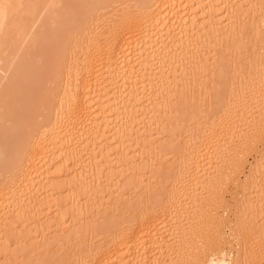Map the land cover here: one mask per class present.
<instances>
[{
	"label": "rangeland",
	"instance_id": "374dc122",
	"mask_svg": "<svg viewBox=\"0 0 264 264\" xmlns=\"http://www.w3.org/2000/svg\"><path fill=\"white\" fill-rule=\"evenodd\" d=\"M256 1L260 2L261 0ZM256 1L253 6L259 5L261 9H254L256 10V14L254 13L252 15H256L257 17L255 16V19L254 17L252 18L244 15L239 17L241 15L240 13L238 16L239 18L236 17L232 21L233 24H231L234 26L230 32L226 33V35L224 34V37L222 36L220 39L217 36L213 39L215 35L212 34L210 22L213 21V24L216 21H226V17H224L226 15V10H228V8L233 9L234 6H229L228 4L227 8L224 5L221 6L218 2L213 3L211 5L215 7V11L217 9L216 12L213 11L215 14L210 11L208 12V10L214 7L211 6V8L209 6L210 9L208 7L206 8V12L212 13L213 15L211 16V14L207 13L209 16H206V12H203L202 16H200L203 21L206 22L203 24L205 26L206 24L208 25V28L204 27L205 29L202 30L203 32L206 30V37H204L205 35L203 32H200L199 35L201 37L198 38L197 36L196 38L195 35L193 36L195 38L192 37V40L190 39V41H188L189 44H193V39L196 43H198L196 39H200L201 41L207 40L206 42L209 46L206 45L209 49L207 50L206 48V51H204V48L202 49L205 54L204 60L207 61H205L206 65L204 62L202 65L204 67L202 71H198L199 73L194 69L193 71H188L189 68L186 67L185 60H188L193 53L195 54L193 57L198 54L195 53L198 49L196 43L194 44L197 47L192 46V44L188 45L191 51L193 49L191 47L195 48V50L193 49L195 52L192 54L191 51L185 52L186 49L183 51L181 49L182 53H180V58L178 57V53L176 54V56L178 55L177 58L182 60H180L179 63L177 61L178 59H175L176 61L173 60L176 65L178 64V67L171 66L172 64L169 63V67L173 70L168 68L166 72L168 73V71H170V75L166 74V77L174 74L177 81L175 77L170 78L174 81L173 83L176 82L174 86L177 87H174L171 95H167V98L165 97L163 101L157 102L158 106L157 104L154 105L153 110H151L152 107L150 109L148 108V110H151L150 112L145 105H149L148 102H145L147 101L146 97V99L144 97V99H142V102H145V104H143V106L145 105L143 107L145 110L142 108L143 111H140L142 110L140 109L141 106L139 108H137L138 106L136 107L138 111L134 109V111H136L134 113L139 112V114H134V118L136 119L134 127H136V130H140V133L136 134L133 131L134 134H136L135 136H129V138H127V136L124 138L125 141L128 139V141H126L127 145L124 144V148L126 147L125 151L127 152L126 155H128L127 158L125 156L122 159L119 156V158H117V155H110L108 162L114 163L112 166L109 164L111 167L109 165L104 166L103 175L99 176L97 173V171L99 172L98 164L91 166V169H89V171L87 169L86 173L83 175L82 180L77 181L78 183L75 181L77 184L74 185L73 179L67 176L65 170L67 171L70 169L74 161H78V158H64V152V155L59 154L60 157L56 154V157L54 156V162L51 163L47 169H43L42 167L44 166L42 165L45 160L43 161L40 156V158L38 156V158L36 157L38 160L34 162L36 166L35 170H41L38 172L39 174L43 172L44 175V173H46L45 175H47L49 179L46 180V182H40L41 179L39 177L36 178V175L29 182V187L34 186L35 189L37 187V190H41L43 186H48L50 187L49 189L56 191L51 193L53 197H51V204L49 206L46 205L47 207L39 209L38 212L28 213L27 211L24 216L13 214L11 215L12 225L0 229V231H2L0 243L4 241L6 245L9 244L11 246V249L8 247L10 252L0 251V264H75V262H79L81 258L89 256V247L106 246L110 242L111 237H114L113 234H115L124 223L132 222V224H134L136 222L135 220L138 219L141 213L147 208L155 209L161 213V210L171 203V197L168 196L167 193L170 191L172 184L177 180L175 174L177 172L176 167L179 170L178 166L180 165V159L187 154L186 147L189 142L194 139V136H203V131L208 127V124L217 120H212V116H218V119H222L232 111L233 107H236L237 113L235 115L237 117L234 116L233 122L235 124L233 123V126L237 129L240 128L243 124V119L241 115H239V111L237 112V110L240 109L237 103L240 105L243 100L246 101V99L242 97H248L250 93L248 91L256 92L260 90L261 94L263 93L261 88H264L262 86L264 84L261 85L259 82L261 76L264 74V0L261 1L260 4L256 3ZM144 3L145 0H23L22 5H18V0L12 2L8 17L10 29L6 31L7 35L4 37L6 41L0 52V154L2 151H6L10 141L12 144L14 143L13 141H19L20 138L23 140L24 146L27 147L31 146L34 139V145H32L34 149H36L40 143L46 144L44 142H47L45 138L48 127L52 121L56 120V118H54V110L58 107L57 94L60 93L63 84L69 78V74L72 71L71 66L75 64L73 62L79 61L85 56L82 54L91 49L89 48L91 42L94 39L97 40V37L101 43L109 39L110 33L108 32L113 26H116L120 31H125V33L134 31L135 29H130L127 23L129 21L128 19L133 13L132 16H134ZM197 11L199 12V10ZM42 14L45 17L43 23L41 22ZM132 16L130 19L132 21L134 20L135 23L136 21L132 19ZM135 17L137 16H134V18ZM200 17H198V19L202 21ZM252 19H254V21ZM242 21L243 24L241 23ZM230 22L231 21H227L222 24L224 27H228V23ZM5 30L6 29H4V31ZM114 30L115 28H112V33ZM135 32L134 34H139L138 31ZM207 36L212 37L209 38ZM177 40H174L178 44L176 48L182 47V45L183 48H185L184 45H187L185 41H183L184 43H179ZM201 41L199 43H201ZM184 52L188 56L182 55L181 57V54ZM187 75H190V77H186ZM160 76L157 73L156 76H152L150 79L155 82V85H158L156 83H158L157 80H159ZM243 93L247 94L244 95ZM262 95H264V93ZM255 97L257 98L258 96ZM250 99L251 98H247V100ZM96 104V117L101 118V111L105 107L102 108L101 104L97 102L94 106H96ZM250 105L254 108L252 103H250ZM254 111L256 113L255 117L257 120H260L262 117L261 113H257L256 110L253 109V114ZM136 117H138V120ZM247 118L246 121L251 120V118ZM230 122L232 124V121ZM144 124H146V128ZM252 124H248L250 126V129L246 131L248 136L253 130L251 127ZM236 128L235 131H237ZM148 129H150V132H148ZM227 131L228 130H224L223 134ZM151 132L153 134L152 139L157 142L155 147L156 152H154L155 150L150 151V149H148V147H150V142L154 143V141L152 139L150 141L148 137ZM235 134L237 135V132H235ZM235 134L233 136L234 138L236 137ZM257 136H253L257 138L254 140V149L246 151L248 155L244 164L245 166L242 168V173H239V180L234 183L231 182L228 185L224 197L227 207H229V214L227 213V215L231 220V225L233 224L232 227L234 228L237 226L236 228L238 229L236 231L239 233L242 232L240 233L241 238L246 241L248 240L247 244H250L246 245L250 248L248 250L254 249L253 251H262L261 249H264V195H261L263 197L259 196L256 194V192H258L256 190H260L261 182L264 179V168H260L258 165V162H260L263 159L262 156H264V137L260 138L259 136V139ZM84 139H81L83 143L80 142L84 144L83 147L87 145L83 141ZM224 139H226V137ZM224 139L221 138L219 139L220 141L218 140L217 144L219 147L223 146L225 143L223 141ZM145 142H148V144H145ZM219 142L222 144L220 145ZM217 144L216 147L219 149ZM5 146H7L6 149L4 148ZM144 146L147 149H145ZM227 146L228 149L223 153L225 155H227V153L229 154L231 150L228 144ZM255 146L257 148H255ZM90 149L94 150L96 156L99 154L98 146ZM144 149L145 152L143 151ZM214 151L211 152V154L214 153ZM124 158L128 160L125 162ZM121 159L124 161H121ZM159 159H162L161 163L164 162L165 166L163 165L162 167L160 165L161 163H157ZM215 159V155L212 154L209 159L206 157L204 163L200 162L199 166L206 164L205 168L208 170L217 163ZM117 160L120 161L118 162ZM5 161L4 158H2V160L0 158V165L3 164L1 162L5 163ZM6 164L9 166H0V197L3 192H8V189L10 190L12 184V167L10 166L12 164H10V162H6ZM257 165L259 169H256L258 168ZM79 166V168H83L82 164ZM172 170H176L174 174H170ZM92 171H96L97 175ZM121 171L125 172L123 173L125 175L122 174V176L120 174ZM105 172L108 173V176L104 174ZM91 174L95 176L94 181H96L97 176L100 178L104 175L109 177L108 180L110 181L111 176L109 175L113 174V179H111L114 181L113 186L115 188L112 187V183L110 187L108 186L110 184L109 181L108 184L105 183L107 182V177L104 176L102 177V179L104 178V182L102 180V183L99 181L100 185L105 184L109 187L110 191L105 189L106 191L104 192L102 191L103 188H100L102 192L99 193L98 186H94L95 183L92 186L90 183ZM118 174L120 175L119 177ZM115 175H117V177L114 178ZM41 177L43 178L42 175ZM253 177L257 179L261 177V182H259V184L256 182L258 185L255 184L259 187L257 189L256 186L253 187L254 185H252L254 183ZM94 181L92 180L91 182ZM206 181L208 182V180ZM257 181H260V179ZM263 183L264 182H262V184ZM207 184H203L202 186L197 184V186H195L197 189L195 188L196 191H194V201L197 202L200 198L199 196L202 194L204 195L203 192H206V195L202 197L204 200L198 204H203L202 206L204 207L197 209L198 213L205 209L209 199L212 197L210 189H205ZM105 185H101L100 187H104ZM74 186L76 187L74 188ZM106 186L104 188H107ZM251 186L257 197L251 195L249 197L253 196L251 198L253 201H250L251 199L249 198L250 202H245L243 201L245 200V193L252 190ZM111 187L113 189H111ZM254 188L256 190H254ZM93 190L96 191L95 193L101 195L95 194ZM207 191L209 193H207ZM107 192H112V195ZM104 193L108 196H105ZM262 193H264V191H262ZM258 199H260V202ZM2 200L3 198H0V202H3ZM181 200L187 203L186 208L197 205L191 204L192 201L184 197ZM98 201L101 202L102 205L100 208L97 207L96 209L95 205ZM116 201L118 204L114 205ZM176 203L175 206L177 205V208H173L172 211L179 209ZM258 203V208H254ZM179 207L182 208L180 204ZM94 208L95 210L92 211ZM91 211L95 212L94 215ZM89 212L92 213L93 218L84 221L83 219L87 218L90 214ZM58 217L59 219L61 218V222L66 223L65 229L62 228L60 230L61 227L58 228L57 225V227H55L56 222L54 220H59ZM183 217L184 219H182ZM183 217L173 220L174 224L171 225V227L165 229L161 226L162 231L160 230L159 234L156 235L159 237L158 239L163 242L167 241L168 243L169 241V243H172V241L177 240V237L181 238L183 236V231H178V228L187 224V219H185L187 217H185V214ZM52 218H54V220H52ZM69 226H76L75 229H72V232L70 231L71 235L67 233V228ZM42 231L46 239L45 241H36L33 239L39 236V233H42ZM230 231V229L226 230V235L229 239L233 232ZM67 235L69 237L65 239L64 237ZM52 240L54 241L53 243L51 242ZM14 241H16V243L12 245ZM39 241H43L41 242L42 244L40 243L41 246L39 243H36ZM48 241L50 244H48ZM234 241H232V246H228L229 248L227 247L224 253L226 256L224 254H222L223 256L218 255L216 258L213 257L214 260L228 259L235 264L237 259H240V262L243 260L241 263H247V261L244 260L246 257H243L244 253L241 252L244 251L243 248L246 249L247 247L243 246L242 248L241 246L240 248L236 241ZM173 243L172 245L176 247L179 244ZM1 244L0 246H4V243ZM160 247L159 250L155 251H153L152 248H146V251L142 252V254L144 253L143 258H153L152 261L158 258L156 264H162L166 259L168 263L164 264H172L175 262V258L179 262L180 259L178 260V257H173L175 256L174 254L170 256L169 259L166 257L169 255L167 253L169 251L167 250L166 252V245L164 246L161 244ZM238 252H241L242 256H240ZM160 253L163 255L161 256ZM186 254L188 255L190 253L187 252ZM126 255L127 254L123 255V259L126 263L131 261L137 262V264L144 263L142 256L140 257L141 259L137 257L138 259L134 261L132 260L134 258L130 259L128 255V258H126ZM182 255L184 256L185 254ZM228 255L229 257H227ZM172 257L174 259L170 260ZM241 257H243L242 260ZM148 262L149 261L146 260L145 264H149ZM178 262L174 264L181 263Z\"/></svg>",
	"mask_w": 264,
	"mask_h": 264
},
{
	"label": "bare ground",
	"instance_id": "6f19581e",
	"mask_svg": "<svg viewBox=\"0 0 264 264\" xmlns=\"http://www.w3.org/2000/svg\"><path fill=\"white\" fill-rule=\"evenodd\" d=\"M13 1L15 0H0V52L6 41V38H4L5 35H7L6 31L10 29L8 17L10 12V6L12 5ZM255 1L254 0L252 1L251 0H217V1L216 0H145L144 5L137 11V13L135 12L136 14L134 16L137 17L134 18V16H132L134 13L130 15V18L132 16L133 17L132 19H135L136 22L134 23V20L132 21L130 18L128 19L129 21L127 20L130 29L132 28L135 29L134 31L130 32L131 34L125 33V31H120L119 29H117L116 26H113L112 28H115V30L112 33V28H110L111 32L109 29L108 33H110L109 34L110 38L104 40L105 42L101 43L98 40V37L96 38L98 42L97 40L94 39L89 47L91 49L87 50V52L84 51L86 54L83 52L84 54L82 55L85 56L82 57V59H80L79 61L73 62L75 64L71 66L72 71L69 74V78L63 84V88L60 90V93L57 94L58 107L55 106L56 109L54 110V116H55L54 118H56V120H54L55 122L52 121V123L49 125L46 133L47 134L46 138L44 137L46 139L44 140L48 142V145L47 142H44L46 144L40 143L38 144L36 149H34V147L32 146L34 145V141H35L34 139L31 146L27 147L24 146L23 140L20 138L19 141L18 140L13 141L14 143L12 144L10 143L11 142L10 141L8 143L9 146L4 147L5 149L7 147L6 151H2L0 154V156H2L0 157L1 160L2 158L6 160L5 163L1 162L4 165L1 164L0 166L2 167L9 166L6 164V162L7 163L10 162V164H12L10 165L12 167L11 168L12 184L10 190L8 189V192H3L2 196L0 197L3 198L2 200L3 202H0L1 203L0 211L2 212V214L0 212V229L12 225L11 215L13 214L24 216L25 212L27 213V211L28 213L38 212L39 209H42L43 207H47L51 204L50 200L52 199L51 197H53V194L51 193L56 190H51L49 189L50 187L48 186L44 187L42 183L41 185L43 186V188L41 190H37L38 189L37 187L35 189L34 186L29 187V182L36 175H37L36 178L39 177L41 179V181L39 180L40 182L43 181L46 182V180L49 179L48 176L45 175L46 173H44V175L43 172L39 174L38 172L41 170L38 171L35 170L36 166L34 162L38 160L37 158L39 156L42 158L43 161L45 160L44 163L41 160V162L43 163L42 166H44L42 167L43 169L44 168L47 169L51 165V163L54 162V158L56 157V154L62 155L64 152L65 154L64 158L65 157L78 158V161H74L70 169H68L67 171L65 170V172H67L66 173L67 176H69L70 179H73L74 185L78 183L77 181L82 180L83 175L86 173L87 169L88 171L89 169H91V166L98 164L99 167L98 166L97 167L99 172L101 170L102 171L100 172V174L98 171L97 173L99 176L103 175L102 172H104V166L109 164H111L112 166V164L114 163V162L113 163L108 162L110 155H114V156L117 155V158L120 157L122 159L125 156L127 158L128 155H126L127 152L125 151L126 147L124 148L125 146L124 144L127 143L126 141H128V139L125 141L124 138H126L127 136H128L127 138H129V136H133V135L135 136L137 133H140V130L138 129L136 130L135 129L136 127H134V125L136 124V119L134 118L135 117L134 114L135 115L139 114V112L138 113H134V112L138 111L137 108H139L140 106H141L140 109H142L145 105L147 107V110L148 108L150 109L151 107H152L151 110H153L154 105L157 104L158 106V103L161 100L163 101L167 95H171L174 87H177L174 86L176 82L173 83L174 81H172L170 78V77L172 78L175 77L174 74H171L172 76H167L169 77L167 78L166 74L170 75L169 74L170 71H168L167 73L166 70H168V68L172 69L169 67L170 64H172L171 66L178 67V64L176 65V63L173 62V60L176 61L175 59H178L177 58L178 55H179L178 57L180 58V53H182V51L185 49H186L185 52L188 51L190 52L191 49L190 46L188 45H191L192 43L190 42L191 44H189L188 41H190V39L192 40V37L195 35L196 38L197 36L198 38L201 37L199 35L200 32H203L202 30L205 29L204 27L208 28L207 24L206 26L203 24L206 22H204L203 19L200 17L202 16L203 12L204 13L206 12V8L208 7L210 9L211 6L214 7L211 4L217 2L221 6L224 5L227 7L228 4L229 6L230 5L234 6V7L231 6L233 7V9L231 8L233 12L230 8L227 7L228 10L225 9L226 15L223 14L225 15L224 17H226V21L223 22L231 21L230 23H228L229 25L228 27L227 26L224 27L222 24L223 22L216 21L212 24L213 21L211 22L209 21L211 23L209 24L210 27L212 28V34L215 35L213 39L216 36L220 39V37L222 38L224 34L226 35V33L230 32V30L233 28L234 25H232L233 24L232 21L236 17L239 18L242 17V15L249 16L252 18L254 17V19L257 17L256 15H255L256 17L252 15L254 13L256 14V10L254 9L260 8L259 5H258L259 7L255 6L256 8L253 6V4H255ZM261 1L260 2L256 1V3L260 4ZM22 3L23 0H18V5H22ZM212 9L208 10V12L210 11L213 14H215L214 12H216L217 9L216 11H215V7ZM197 10H199V12ZM208 12L205 13L206 16L208 14H211V16H213L212 13H208ZM198 17H200L202 21H200ZM44 18L45 17L42 14L41 15L42 23ZM254 19L252 20L254 21ZM241 23L243 24V21ZM4 29L6 30L4 31ZM135 31H138L139 34L137 35L134 34L136 33ZM205 32H203L205 35L204 37H206ZM207 37L211 38L212 36L211 37L207 36ZM174 40H177V42L179 43L185 41V44L187 45H184L185 48H183V45L182 47L176 48V45L178 46V44ZM199 40L196 39L198 43H196L194 39L192 41L193 44L196 43L198 46L197 47L195 46V44L194 45L192 44V46L198 48L196 52L193 51V49L195 50V48L191 47L193 48L191 54L195 52L198 53L197 56L193 57V55H195L193 53V55H191V57H189L188 60H185L186 67L189 68L188 71H193L194 69L197 71V73H199L198 71H202V68L204 67L202 66L206 61L204 60L205 58L204 51H206L208 45L206 39H203L206 41L200 40L201 43H199L200 42ZM187 46L189 47V50ZM203 48L205 49L204 51H202ZM208 49L209 47L207 48V50ZM185 52L181 54V57L182 55L183 56L187 55L185 54ZM177 53L178 55L176 56ZM180 60L182 59L177 60L178 63ZM175 72L176 71L174 70V73ZM157 73L159 76L160 75L161 76L159 80H157L158 83L156 84L158 85H155L154 84L155 82H153V80H151L150 78H152V76H156ZM186 77H190V75H187ZM259 84L261 85L264 84V74L263 76H261ZM262 86L264 87V85ZM263 89L261 88L262 92L264 93ZM248 92H250L248 97L246 98L242 97L243 99H246V101L243 100L240 105L239 103H237L240 108L239 110H237V112L239 111V115H241L243 119L242 122L243 124L241 123L242 125L241 124H240L241 126L239 125L240 128L237 129L236 127L233 126L234 116L237 113H236V107L232 106L233 107V109L231 107L232 111L230 110L231 112H229V114L226 115V117L222 119H218V116H212V120L214 119L217 120L215 122H211L210 124H208V127L203 131L204 132L203 136L202 135L196 137L194 136V139H192L189 142V144L186 147L187 154L180 159V165L178 166L179 170L176 167L177 172L175 173L176 170L175 171L172 170L170 173V174L175 173L177 176V180L174 184H172L170 191L167 193L168 196L171 197V203L169 205H166L164 209H162L163 211L161 210V213L159 211H156L155 209L153 210L147 208L145 211L141 213L138 219L135 220L136 222L134 224H132V222L124 223V225H122L115 232V234H113L114 237L113 236L111 237L110 242L106 246L89 247L88 248L89 256H87L86 258H81L79 262L77 263L75 262V264H137V262H133V261L126 263L123 259L124 258L123 255L127 254L130 259L134 258L132 260L136 261L135 259H138L141 256L143 258L144 253L142 254V252H145L146 248H152L153 251L159 250L161 244H163L164 246L166 245V252L167 250L169 251L167 252L169 255H167L166 257L169 259V257L173 256L174 254L175 256L173 257H178L177 258L178 260L180 259L179 262L176 260V258L174 261L178 263L181 262L180 264H234L232 261L228 259H218V261H215L213 258V257L216 258V256L218 255L224 254L227 250V247L232 246L233 244L232 241L234 240L236 241V243L240 248L241 246L242 248L243 246L247 247L246 249L243 248L244 251L240 250L241 252L244 253L243 257H246L244 258V260H246L247 263L244 264H264V249H261L262 251L255 250L258 252L253 251L254 249L252 248H251L252 250H248L250 249L248 248V246H246L249 244V243L247 244L248 240L246 241L243 238H241L240 233L242 232L239 233L236 231L238 229L236 228L237 226L235 227L236 229L232 227L233 224L231 225V220L227 215L229 207H227L224 197L228 185L231 182L234 183L239 180V173L242 171L243 166H245L244 164L246 162L248 155V152L246 154V151L248 150L251 151L252 149H254V145H255L254 140L257 138L253 136L258 135L257 136L258 138L259 136L260 138L264 137V95H262L263 93L261 94L260 90L256 92L255 91H248ZM243 94L246 95L245 93ZM255 96H258L259 98L258 97L256 98ZM143 97L147 98V101L145 100L144 101L148 102L149 105L145 104V102L144 103L142 102V99H144ZM247 98H251V99L247 100ZM96 102L100 103L102 108L105 107L101 111L102 114L101 118H97L96 117L97 115L95 114L97 104L96 106H94V104ZM250 103L254 105V108H252L253 106L250 105ZM143 104L145 105L143 106ZM134 109H136V111H134ZM143 109L140 111H143ZM253 109L256 110L257 113L258 112L261 113L262 117L260 120H257V118L255 117L256 115L255 111L254 114L252 113ZM151 110L148 111L150 112ZM149 116L151 117L150 113ZM247 117L251 118L250 120L251 122L248 120L246 121ZM136 118L138 120V117ZM230 121H232V124ZM146 124L148 126L147 122ZM146 124H144L145 128H146ZM248 124L250 125L252 124L251 127L253 129L249 136L246 134V131L250 129V126ZM235 128L237 129V131H235ZM149 130L150 129H148V132H150ZM224 130H228V131L225 134H223ZM133 131L136 134H134ZM152 132L149 136L147 135L150 139L146 136L150 141L153 137ZM235 132H237V135L235 134ZM234 134L237 137V138L235 137L236 139L233 137ZM83 136L85 139L83 138ZM225 137L226 139H224ZM221 138L224 139L223 141L225 143L223 144V146L219 147L217 143L218 140ZM81 139H84L83 141L85 142V144H87L85 147H83L84 144H81L83 143ZM148 142L147 143L145 142V144H148ZM156 144H157L156 141H154V143L150 142L149 144L150 147H148V149H150V151L155 150ZM216 144L218 145L219 149L216 147ZM227 144L229 145V147H231V150L229 154L227 153V155H225L223 153L226 149H228ZM97 146L99 148V154L96 156L94 150L90 148ZM255 148L257 147L255 146ZM145 149L147 148L145 147ZM145 149L143 150L144 152ZM213 151L214 153L212 154L215 155L216 158L215 160L217 161V163L214 165L215 167L213 166L207 170L205 168L206 164L199 166L200 162L204 163L206 157H208L209 159V157L212 156L211 152ZM147 152L148 151L146 150V153ZM154 152H156V150ZM60 155L58 157H60ZM143 155L145 156L144 153ZM262 157L263 159L260 162H258L259 164L257 163L260 166V168L261 167L264 168V156ZM122 159L121 161L125 160V162L128 160L125 158L124 160ZM161 161L162 159L161 160L159 159L157 163H161ZM81 164L83 167L82 169L79 168L80 167L79 165ZM164 164L165 163L162 162L160 165L163 167ZM259 166L256 169H259ZM93 173L96 174V171H94ZM123 173L125 172L121 171L120 174L122 175ZM104 174H107L108 176L107 172H105ZM41 175L43 176V178L41 177ZM93 175L94 174H91L90 177L91 181L95 180L94 178L95 176ZM99 176H97L96 181L94 182L90 181L92 186L94 183H95L94 186L95 185L98 186L99 193L102 191L105 192L106 190L110 191L109 187L111 183H112V187L115 188L113 186L114 181H112L113 174L109 175L112 178V179L110 178V181L108 180L109 177L104 175L105 177H107V182L105 183L108 184L109 181L110 184L108 185L109 187L106 186L105 184H101V185H105L107 188H104L105 186L100 187L101 186L100 182L101 180L102 181L104 180V178L102 179V177L104 176L100 178ZM119 176L120 175L118 174V177ZM115 177H117V175H115L114 178ZM254 178L255 177L252 178L254 180L253 181L254 183L252 184L254 185L253 187L256 186L255 184L257 183L259 184V182H261V177L258 179L255 178L257 180L260 179V181H257ZM206 180H208V182ZM263 180L262 182H264ZM75 181L77 183H75ZM262 182H261V186L259 185L260 190H256L257 188H259L257 186L256 189L254 188V190L258 191L256 192V194H258L259 196L264 195V193H262V191H264L263 188L264 183L262 184ZM197 184L199 186H202L203 184H207V187L205 189L207 190L210 189L212 194V197L208 201V205L200 213L197 212V209H201L204 206H202L203 204L202 205H198V204L204 200V198L202 197L206 195L205 194L206 192H203L204 193V195L202 194L203 196L202 195L199 196L200 198L197 200V202L194 201L193 200L195 196L194 191H196L197 189L195 187L197 186ZM76 186H74V188ZM112 187L111 189H113ZM253 187L251 188L252 190L245 193L246 196H244L245 200L243 201L248 202L249 198L251 199L255 195L253 191ZM100 188L101 189L103 188L102 191ZM95 192L96 191H94V193ZM99 193L98 194L95 193V194L101 195ZM207 193L209 192L207 191ZM110 194L112 195V192ZM104 195L106 196L107 194L104 193ZM251 195L253 196L249 197ZM183 197L187 198L188 200H191L192 201L191 204L193 205L197 204V205L191 206L190 208H186L187 203H184L182 202L183 200H181L183 199ZM258 200L260 202V199ZM250 201L253 200L251 199ZM116 202H114L115 203L114 205L118 204V202L117 203ZM175 203L178 204L179 209H175L173 210L174 211L173 212L172 209L177 206V205L175 206ZM179 204L181 205L182 208L179 207ZM101 205H102L101 202L98 201V203L95 205L96 209L97 207L100 208ZM258 206L259 203L254 208H258ZM93 210H95V208L92 209V211ZM92 213L94 215L95 212ZM92 213H90L87 216V218L83 217L84 218L83 220L85 221L86 219L88 220L89 218H90L89 220H91V218H93ZM184 214L185 217H187L185 218L187 219V224L182 226L180 225L181 227L178 228V231L179 230L183 231V236L181 238L177 237V240H174L175 242L172 241V243L174 242L175 244L179 243L177 247L172 245L171 242L170 244L169 241L167 243V241L163 242L160 239H158L159 237H157L156 235L159 234L160 230L162 231V228L166 229L168 227H171V225L174 224L173 220L183 217ZM182 219H184V217ZM52 220H54V218H52ZM59 220H54L56 222L55 227L57 226L58 228L61 227L60 230L62 228L65 229L66 223L61 222V218ZM161 226L163 227L161 228ZM75 228L76 226H69L67 228L68 229L67 233L70 234L72 232V229ZM227 229L233 231L232 232L233 237L230 235L231 236L230 239L226 235ZM1 232L2 231H0V236L2 234ZM40 233L39 236L33 239H35L36 241L37 240L45 241L46 239L45 236L43 235V231L41 234ZM68 235L65 236L64 238L67 239L69 237ZM244 238L247 239L246 237ZM43 241H39L36 243L37 244L39 243V245L41 246L42 244L41 242ZM51 242L53 243L54 241L52 240ZM1 243H4V246H0V251L2 250L4 252L6 251L10 252L8 247L10 248L11 246L9 244L6 245L4 241ZM15 243L16 241H14L12 245ZM48 244H50V242ZM187 252H189L190 254L187 255L186 254ZM241 252L240 253L238 252L240 256H242ZM182 254L185 255L183 256ZM127 255L126 258H128ZM162 255L163 254H161V256ZM173 257L170 258V260L174 259ZM227 257H229V255ZM243 257H241V260ZM152 259L153 258H146V259L143 258L144 261L143 264H145L146 260L149 261L148 262L149 264H156L158 258H155L153 261ZM239 260L240 259H237L235 264H243L241 263L243 260L241 262ZM166 261L163 262L162 264L168 263V261L167 262Z\"/></svg>",
	"mask_w": 264,
	"mask_h": 264
}]
</instances>
